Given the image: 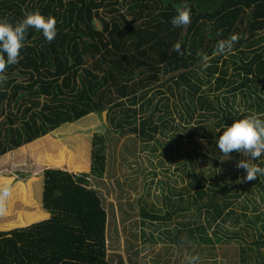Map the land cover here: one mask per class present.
Here are the masks:
<instances>
[{
	"label": "trees",
	"instance_id": "trees-1",
	"mask_svg": "<svg viewBox=\"0 0 264 264\" xmlns=\"http://www.w3.org/2000/svg\"><path fill=\"white\" fill-rule=\"evenodd\" d=\"M184 4L191 23L173 27ZM34 11L56 19L57 35L29 29L5 70L0 155L102 113L109 165L94 160L109 174L92 186L68 171L86 169V148L61 158L65 169L46 168L51 214L0 230V264H186L185 253L198 264H264V175L237 182L245 157L223 160L215 144L234 120L264 119V0H0V21ZM233 33L232 52L214 55ZM32 161L29 173L49 162ZM116 164L127 171L110 172Z\"/></svg>",
	"mask_w": 264,
	"mask_h": 264
},
{
	"label": "rangeland",
	"instance_id": "rangeland-1",
	"mask_svg": "<svg viewBox=\"0 0 264 264\" xmlns=\"http://www.w3.org/2000/svg\"><path fill=\"white\" fill-rule=\"evenodd\" d=\"M98 114L103 117L102 113ZM101 117L97 118L94 114H90L73 121L74 123L63 124L56 130L24 144L18 149L19 151L17 150V154L10 152L0 155V186L7 185L12 189V194L6 203V214L0 216V230L6 231L13 227L26 226L50 216L51 210L42 206V178L40 176L43 177V171L49 166L65 169L62 163L58 162L64 157L69 160L68 154L74 157L80 156L79 151L84 148L90 152L89 157L81 159L86 169L79 170L80 165L70 164L72 169H68V171L74 174L78 182H86L93 186L100 177L107 178L105 173L109 174V172H105L106 168L103 169V164L96 166L94 160L95 157L102 156L103 163L109 165L108 152H103L102 149L106 150L107 148L104 146L106 141L103 128L99 127L102 126L99 122H103ZM41 141L43 142L38 149L35 145ZM36 151V154L30 155ZM19 153L22 155L16 156ZM179 154L184 156L183 151H180ZM230 157L231 161L239 159L234 153H230ZM34 158L41 160L46 158L49 162L35 172L29 173L28 170ZM176 158L181 159L178 156ZM126 171L127 169L119 164L115 165L114 170H110L116 175H121ZM107 198H111V196L108 195ZM158 203L154 202V205H158ZM158 206L170 209L163 205ZM156 247L158 248L159 245ZM216 258L219 259V256ZM217 259L209 257L205 264H218Z\"/></svg>",
	"mask_w": 264,
	"mask_h": 264
},
{
	"label": "clouds",
	"instance_id": "clouds-1",
	"mask_svg": "<svg viewBox=\"0 0 264 264\" xmlns=\"http://www.w3.org/2000/svg\"><path fill=\"white\" fill-rule=\"evenodd\" d=\"M177 14L172 17L173 27H187L191 23V9L187 4L177 8ZM57 21L54 17H45L39 11L26 13L17 23L12 24L0 21V85L7 82L4 74L8 66L17 64L20 59V52L24 46L29 29L41 32L46 41L52 42L57 35ZM217 35H222L220 31ZM238 34H230L227 38L217 41L214 55H227L233 50V46L239 41ZM173 51L182 55L181 44L173 45ZM203 61L202 67L210 66V57L204 53H198ZM215 140L216 147L225 157L230 159V153L238 152L245 159L238 160L236 167L243 169L246 175L237 182L253 181L264 175V167L254 161L264 156V119L253 113L246 117L234 120L230 126H225L223 131ZM12 194V189L7 186H0V216L6 214V203ZM186 264H198V255L185 253Z\"/></svg>",
	"mask_w": 264,
	"mask_h": 264
}]
</instances>
